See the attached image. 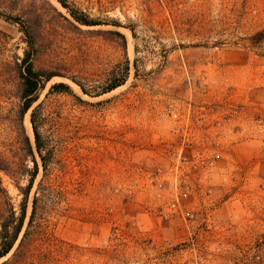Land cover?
<instances>
[{"label": "rangeland", "instance_id": "obj_1", "mask_svg": "<svg viewBox=\"0 0 264 264\" xmlns=\"http://www.w3.org/2000/svg\"><path fill=\"white\" fill-rule=\"evenodd\" d=\"M100 22L69 28L46 0H0V152L19 156L21 21L44 34L37 68L61 73L23 123L45 174L6 264H264V0H48ZM120 23L119 26L113 23ZM118 30L126 39L96 34ZM126 57L129 70L124 71ZM70 77L97 92L89 96ZM69 84L58 92L54 83ZM29 120V125L26 120ZM32 168L30 159L25 160ZM19 211L28 176L0 171Z\"/></svg>", "mask_w": 264, "mask_h": 264}, {"label": "trees", "instance_id": "obj_2", "mask_svg": "<svg viewBox=\"0 0 264 264\" xmlns=\"http://www.w3.org/2000/svg\"><path fill=\"white\" fill-rule=\"evenodd\" d=\"M46 2L55 12L57 17L61 18V20L64 21L69 28L73 29L76 32H83V29L80 27L81 25L94 26L100 24V22L89 18L88 15L82 13L81 11L72 9L71 7H69V5L65 3V1H60V3L66 9V12L69 14V16L63 14L48 0H46ZM20 23L21 31L24 33V41L26 43V48L23 50V55L20 58V61H16L17 72L20 78L18 84L20 105L16 112L14 128L19 137V156L17 158H10L0 152V171L5 172L7 175L12 176L13 178H18L19 176L25 174L28 176V180L24 186L19 185L17 181L15 183L16 188L22 195L21 201L19 203L18 212L14 209L12 203L6 201L7 210L0 221V259L7 256L12 250L13 252L11 253L10 258H14L18 255V253H20L21 248L28 235V229L35 219L37 206L41 198L38 195L39 192L43 194L55 190L54 184L49 181V179L46 180L45 174H43L42 178L37 183L36 189L33 192L31 198V213L27 221V226L25 227V229H23L27 216V206L29 197L39 170V163L36 159L35 153L38 154L42 162L44 171H46L47 169L45 157L42 155L44 145L41 141V136L38 131L36 122V107L32 108L30 113V122L34 134L33 144L29 138L28 133L26 132L23 119L25 113L32 107L34 102L38 99L39 90L42 89L46 82H48L52 77L61 76V73H57V71H53L50 69L37 68L35 66V60L43 52L42 48L44 34L40 31V29L33 28V22L31 19L21 21ZM113 24L116 26L120 25V23L118 22H115ZM91 32H95L96 34L105 33L110 34L112 36L120 37V39L122 40V48L126 52V39L124 34H122L120 31L97 29ZM262 34H264V29L258 32L256 36H261ZM128 70L129 62L126 57L124 65L125 73H127ZM70 79L79 86L83 93L89 96L109 92L124 83L125 81V77H123L121 79L108 83L100 91L93 92L87 89L81 81L75 79L74 77H70ZM51 88L58 92H71L69 84L65 82L54 83ZM26 159H30V161L32 162L33 166L31 169L26 167ZM0 192L3 193V196L8 199L6 189L1 186V177ZM8 261L9 259H6L0 264H6Z\"/></svg>", "mask_w": 264, "mask_h": 264}, {"label": "bare ground", "instance_id": "obj_3", "mask_svg": "<svg viewBox=\"0 0 264 264\" xmlns=\"http://www.w3.org/2000/svg\"><path fill=\"white\" fill-rule=\"evenodd\" d=\"M26 122H27V124L29 125V120H28V119L26 120Z\"/></svg>", "mask_w": 264, "mask_h": 264}]
</instances>
